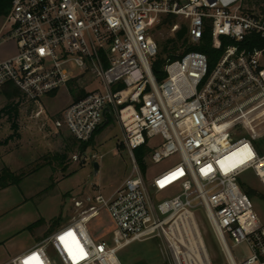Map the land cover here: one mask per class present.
<instances>
[{
    "label": "built area",
    "instance_id": "built-area-1",
    "mask_svg": "<svg viewBox=\"0 0 264 264\" xmlns=\"http://www.w3.org/2000/svg\"><path fill=\"white\" fill-rule=\"evenodd\" d=\"M7 1L0 49L13 42L16 53L0 59V88L11 84L24 101L39 103L76 81L84 95L56 127L87 143L113 117L132 164L109 196L94 189L72 199L70 222L7 264L34 255L40 264H125L124 249L155 239L168 264H212L203 219L226 264H264V224L239 184L251 170L264 185V154L233 134L264 107V47H250L253 38L264 40V0ZM168 18L181 22L169 27L171 40L182 27L188 47L208 36L218 54L212 67L205 54L189 51L165 59L164 78H155L157 36ZM83 76L91 78L86 86ZM155 137L158 147L150 145ZM140 149L147 165L180 161L146 181L135 158ZM166 192L172 195L157 202ZM101 216L110 230L91 235Z\"/></svg>",
    "mask_w": 264,
    "mask_h": 264
},
{
    "label": "rangeland",
    "instance_id": "rangeland-1",
    "mask_svg": "<svg viewBox=\"0 0 264 264\" xmlns=\"http://www.w3.org/2000/svg\"><path fill=\"white\" fill-rule=\"evenodd\" d=\"M246 1L258 5L261 0ZM3 22L0 16V26ZM172 37L169 28L163 25L157 41L162 47ZM15 53L14 43H8L0 49V59ZM176 54H182V49ZM90 81L89 76H83L79 85L86 86ZM95 86L92 82L87 90H93ZM6 88H0V109L17 100L5 97ZM74 101L64 88L39 103L22 101L17 121L19 138L13 140H7L12 134L10 125L6 117H0V172L7 168L16 176L24 175L18 185L0 189V240L3 247L19 248L31 240H42L66 226L74 215L72 199L93 195L94 189H98L103 196H109L132 171L130 156L122 146V131L113 117H109V123L102 126L85 149L80 148L62 125L56 127V123L61 124L63 110ZM233 134L249 139L253 145L256 143L264 154V107L242 121ZM161 143V137L150 141L152 147ZM179 161L178 156H173L159 164H144L145 180L150 181ZM95 163L98 165L97 173H94ZM239 184L248 196L255 215L264 224V185L251 170L240 175ZM171 195L170 192L160 194L156 201L161 202ZM201 224L205 229V244L212 264H226L204 219ZM102 228H111L105 216L92 221L88 232L95 235ZM103 240L111 241V234ZM235 254L244 255V250L238 248ZM119 258L125 264H168L162 243L156 239L130 245L119 254Z\"/></svg>",
    "mask_w": 264,
    "mask_h": 264
},
{
    "label": "trees",
    "instance_id": "trees-1",
    "mask_svg": "<svg viewBox=\"0 0 264 264\" xmlns=\"http://www.w3.org/2000/svg\"><path fill=\"white\" fill-rule=\"evenodd\" d=\"M7 8H8V1L0 0V16L1 17L6 15ZM174 23H175L174 19L168 18L164 21L163 25L165 28L168 29ZM250 47H257V48L264 47V40L260 41L256 38H253L250 42ZM180 48L182 49V54L189 52V51H195V52H200V53L205 54L207 58L209 59V63L211 64L209 65V67H212V63L216 60L218 56V54L209 47V38L207 35L203 38L202 44L200 46L188 47L186 40H185V30L182 27L176 33V40L166 41L160 49L159 55L157 56L155 64L152 67V72L158 81H161L164 78V72L162 71V69L164 66L165 59L174 60L176 58H179V56H181L182 54L177 55L176 52ZM4 87H8L4 89L5 97L8 100H10L11 97L17 98L16 101H10L6 104V106L0 109V117L1 116L6 117V122L10 125V131L12 132V134L7 138V140H13L15 138H19V134H18L19 127H18L17 121L19 117V106L22 103V101H24V99L21 96L19 90L15 88L13 85L8 84ZM67 88H68L67 90L69 91L70 96L74 98V100L76 101L80 99L81 97H83L84 95V92L79 90L78 84L76 83V81L70 82ZM107 120L108 121L106 124L109 123L110 119L107 118ZM101 129H99L96 134H98ZM93 138L94 136L87 143H80L79 144L80 148L81 149L87 148ZM254 146H255L257 153L259 155H263L260 150L259 145L254 143ZM145 153H146V149H140L139 151L135 153V158L142 172H144L145 170L144 168L145 165L142 159ZM23 178H24L23 174L20 176H16L12 172H10L7 168H3L0 172V189H6L7 187L18 185Z\"/></svg>",
    "mask_w": 264,
    "mask_h": 264
},
{
    "label": "crops",
    "instance_id": "crops-1",
    "mask_svg": "<svg viewBox=\"0 0 264 264\" xmlns=\"http://www.w3.org/2000/svg\"><path fill=\"white\" fill-rule=\"evenodd\" d=\"M40 241L41 240H39V239L36 240L35 242H33V240H31L30 242L21 245L19 248H11V247L6 248V247L2 246L3 242L0 240V248L2 250V251H0V264L9 263L12 259H14L15 257L19 256L20 254L24 253L28 249L32 248L33 246H35Z\"/></svg>",
    "mask_w": 264,
    "mask_h": 264
},
{
    "label": "snow or ice",
    "instance_id": "snow-or-ice-1",
    "mask_svg": "<svg viewBox=\"0 0 264 264\" xmlns=\"http://www.w3.org/2000/svg\"><path fill=\"white\" fill-rule=\"evenodd\" d=\"M61 239H63V237H61ZM25 264H40V261L38 257L34 255L32 257H29L28 261H26Z\"/></svg>",
    "mask_w": 264,
    "mask_h": 264
},
{
    "label": "water",
    "instance_id": "water-1",
    "mask_svg": "<svg viewBox=\"0 0 264 264\" xmlns=\"http://www.w3.org/2000/svg\"><path fill=\"white\" fill-rule=\"evenodd\" d=\"M106 111V110H105ZM105 111H104V113H103V116H104V119L106 120V118H105ZM97 171H98V165L95 163L94 164V173H97Z\"/></svg>",
    "mask_w": 264,
    "mask_h": 264
},
{
    "label": "bare ground",
    "instance_id": "bare-ground-1",
    "mask_svg": "<svg viewBox=\"0 0 264 264\" xmlns=\"http://www.w3.org/2000/svg\"><path fill=\"white\" fill-rule=\"evenodd\" d=\"M71 238V237H70Z\"/></svg>",
    "mask_w": 264,
    "mask_h": 264
}]
</instances>
